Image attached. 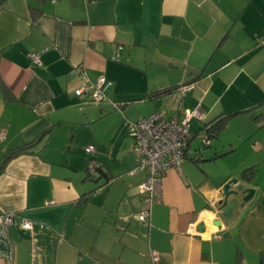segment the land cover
Listing matches in <instances>:
<instances>
[{"label": "crops", "instance_id": "1", "mask_svg": "<svg viewBox=\"0 0 264 264\" xmlns=\"http://www.w3.org/2000/svg\"><path fill=\"white\" fill-rule=\"evenodd\" d=\"M101 76L111 82L105 101L74 94ZM184 109L202 112L192 134L238 112L205 157L223 155L195 162L192 139L142 221L146 174L130 173L134 140L115 136L81 159L73 138L106 115L124 130L126 120ZM2 165L0 213L15 214L11 264H264V0H0ZM251 166L240 188L253 197L223 218L224 184Z\"/></svg>", "mask_w": 264, "mask_h": 264}, {"label": "built area", "instance_id": "2", "mask_svg": "<svg viewBox=\"0 0 264 264\" xmlns=\"http://www.w3.org/2000/svg\"><path fill=\"white\" fill-rule=\"evenodd\" d=\"M121 50L122 46H119L116 58L119 57ZM28 55L33 62H40L39 53L32 52ZM110 83L104 76H101L97 83L81 86L74 91V94L78 97L88 94L90 101L98 105L106 100L103 85ZM191 89L192 84H183L178 87L181 96ZM201 116L200 109H184L178 118H169L164 113L155 111L128 124V134L134 140V150L138 156V165L130 173L143 170L146 174L145 180L139 184V190L146 199V206L138 212L140 220L145 221L150 215V205L154 201L160 200L162 177L165 172L170 168L177 171L181 170L185 162V150H187L188 141L191 137L190 122L193 118L200 119ZM203 142H209L206 136H204ZM92 151V146L85 148L87 154ZM93 169V165L90 164L88 166L89 172ZM14 218V213H0V227H2L0 237L6 235L7 226L13 222ZM22 227L31 229V222L23 220ZM6 257L8 264H11V253ZM150 257L154 262L158 260V254L155 251L150 252Z\"/></svg>", "mask_w": 264, "mask_h": 264}, {"label": "rangeland", "instance_id": "3", "mask_svg": "<svg viewBox=\"0 0 264 264\" xmlns=\"http://www.w3.org/2000/svg\"><path fill=\"white\" fill-rule=\"evenodd\" d=\"M175 110L176 109L169 111L167 113V115L168 116L172 115V113H174ZM195 120H197V119H192L191 124L194 127H197V125H196L197 123L194 124L196 122ZM132 121L133 120H126L125 123L129 124ZM117 122H118L117 116H115L114 114H111V115H106V116L96 120L95 122H92L90 124V126H86V127L80 126L78 128L77 134L74 136L72 144H73V146H75L76 152H79L81 159H86V157L84 156L85 148L90 146V145L93 147V151L91 153H88V154L85 153V154L88 155L89 157H94V156L98 157V154L100 152H102L101 149H103V146L104 145L109 146L110 142L115 140V139L111 140L115 136H116V138H118L119 142H121L122 137H125L128 140L133 139L128 134V129H127L128 125H127V127L124 126V128H123L124 130H120V126H117ZM118 130H119V132H118ZM108 137H109V139H108ZM104 138H105V140H103ZM212 143H213V141H212ZM192 144L193 145H200L197 139H193ZM113 145H110V146L113 147ZM200 147L202 148L201 145H200ZM110 151H111V149H110V147H108L106 150V157H102L103 160H108L109 162H111L113 160V158H115V157H112V158L108 157L107 158V156L110 155L109 154ZM119 156L121 157L122 155H119ZM136 165H138V162L136 163ZM139 171L144 172L143 170H139Z\"/></svg>", "mask_w": 264, "mask_h": 264}, {"label": "trees", "instance_id": "4", "mask_svg": "<svg viewBox=\"0 0 264 264\" xmlns=\"http://www.w3.org/2000/svg\"><path fill=\"white\" fill-rule=\"evenodd\" d=\"M185 84H190V83H185ZM2 85V84H1ZM2 88L4 89V91L6 90L5 87L2 85ZM178 90V89H177ZM165 91L159 92L158 94L164 93ZM238 111H234V112H229L227 114L224 115H218L210 120H205L203 126L200 127V129L196 132V133H191V137L188 141V146L189 148L187 150H185V159L189 156L188 151L190 150V144L189 142L192 139H197L199 144L202 146V148L200 147V145H196L195 148H193V155H190L189 157H191L195 162L201 161V160H214L215 158L223 155V152L217 151L214 149V151L211 152L209 157H205L206 156V151L208 149L212 148V139H216L219 138L221 136V134L224 132L226 126H227V122L237 114ZM193 119H197V118H193ZM204 136H206L209 140L208 143H204L203 142V138ZM21 149L17 148L15 150V152H9L8 156L5 158H10L18 153H20ZM3 164V162H2ZM3 167L0 166V169ZM92 172V171H91ZM254 172V167H248L246 169H244L241 173V177L243 178V180L245 181H250L252 179V175ZM88 173L90 174V172L88 171ZM90 194L91 192H86L81 196V201L82 203H86L88 201V199L90 198Z\"/></svg>", "mask_w": 264, "mask_h": 264}, {"label": "water", "instance_id": "5", "mask_svg": "<svg viewBox=\"0 0 264 264\" xmlns=\"http://www.w3.org/2000/svg\"><path fill=\"white\" fill-rule=\"evenodd\" d=\"M244 186H246V181L238 178H233L224 184L222 189V197L224 201L218 202L223 218L233 219V212L253 197L255 189L251 187H246L244 189L240 188ZM230 196H233V199H227ZM14 220L7 226L6 235L0 237V254L9 255L12 252L13 243L10 240L9 227L14 224ZM1 229L2 227H0V230Z\"/></svg>", "mask_w": 264, "mask_h": 264}, {"label": "clouds", "instance_id": "6", "mask_svg": "<svg viewBox=\"0 0 264 264\" xmlns=\"http://www.w3.org/2000/svg\"><path fill=\"white\" fill-rule=\"evenodd\" d=\"M214 218V217H213Z\"/></svg>", "mask_w": 264, "mask_h": 264}]
</instances>
